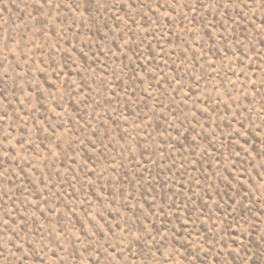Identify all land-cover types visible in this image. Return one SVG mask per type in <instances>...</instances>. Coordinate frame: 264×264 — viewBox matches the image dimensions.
Instances as JSON below:
<instances>
[{
  "label": "rangeland",
  "instance_id": "374dc122",
  "mask_svg": "<svg viewBox=\"0 0 264 264\" xmlns=\"http://www.w3.org/2000/svg\"><path fill=\"white\" fill-rule=\"evenodd\" d=\"M204 3L0 0V215L35 233L26 264H160L173 243L168 264H264V2ZM98 211L116 235L77 241ZM141 223L159 252L121 239ZM3 236L0 264H24Z\"/></svg>",
  "mask_w": 264,
  "mask_h": 264
},
{
  "label": "snow or ice",
  "instance_id": "6c2138e0",
  "mask_svg": "<svg viewBox=\"0 0 264 264\" xmlns=\"http://www.w3.org/2000/svg\"><path fill=\"white\" fill-rule=\"evenodd\" d=\"M60 2L65 3V0H60ZM102 2H103V0H95L96 4H101ZM252 2L261 3V2H264V0H239L240 5H242L245 8L249 7V5ZM192 3H193V7L190 8L189 11H195L198 8H204L205 7L204 0H192ZM236 3H237V0H208V6L209 7L214 6L215 9H219L221 11H223L225 8H228L229 6H232ZM39 6L41 8L46 7L49 10H51L52 6H53V0H39ZM65 6H68V5H65ZM71 6L76 8L77 10L79 9L78 4L71 5ZM183 6L188 7L187 4H185ZM56 7H60V3L56 4ZM132 7H135V3L132 4ZM236 15L240 16L243 19L245 14L241 11V12H237ZM105 26H107V25H105ZM224 39L225 38L222 36L221 40H224ZM245 39H247V37H245ZM56 75L60 76V75H63V73L57 72ZM25 83H27V81H25ZM14 86H15V83H14ZM35 91L39 92L40 90L37 88V89H35ZM67 91L69 92V94L71 93L72 88L70 85L67 88ZM37 102L38 103L40 102L39 96L37 97ZM17 103H21V102L17 101ZM5 115H0V119H4ZM177 135H180V133L177 132ZM8 136L11 137V133H8ZM17 143L20 144L21 147L24 146L23 140H20ZM192 147H195V145H192ZM0 153L3 154L2 156H0V163H6L7 158L11 157L14 159L16 156V153L14 151L12 153H9V150L7 149V147L0 148ZM21 171H23V169H21ZM0 175H3V173L0 172ZM13 186H15L14 183H13ZM219 207L220 206L218 205L217 209H216L217 211H219ZM241 207H243V204H241ZM225 211L227 212V209H225ZM16 215H19V213H16ZM262 215H264V213H262ZM208 218H211V217L209 216ZM21 219H23V217H21ZM232 219L235 221L236 217L233 216ZM188 220H191L190 215L188 217ZM188 220H186L184 222V225H181V227H184L187 224ZM77 224H80V227L78 229V231L80 232V235L76 237L77 241H80L82 239H86L89 241V244H91V243H93V240L91 239L93 236H98V237H100L101 240H104L105 236L103 235V233L105 231V228H107V232L112 233L113 236L116 235L115 232H113L112 227L107 224V221L105 220V216H104L103 211L96 212L95 217L92 219L88 218V213L86 212L84 221L83 222L77 221ZM84 224H87L90 227L85 228ZM125 224H127V222H125ZM24 225H25L24 227H21L20 224L17 222L15 216L12 215L11 213H5L4 215H0V240L4 239L3 234L5 232L9 233V236H8L9 240H12V238L15 237V240L11 243L12 246L8 250H9L10 254L14 257L17 256V254L12 251V248L14 247L15 249L20 250V253H22V255L17 257V259L20 261H23L24 264H26L25 258H28L29 253H35L36 247H35L34 242L32 240L28 239L29 235L34 236L35 233H29L27 231V221L26 220L24 221ZM116 227L121 228L122 231H124V229L122 228L121 225L118 224V225H116ZM229 227H230V225H229ZM237 227H242V226L237 224ZM133 231L137 232L138 234L135 236H132V238L130 240H128V244H130V245L135 244L136 246H139L141 243L149 244L150 241H153L157 245V247L155 248L156 252H159L161 250V248L164 247V243L166 241H164V240L158 241L156 239V236L151 235L150 232L147 230V227L142 223L136 224L135 228L128 226L127 231L124 232V236L121 239H127V237L131 236ZM225 231H227V229H225ZM21 233H23L24 235L22 236ZM65 233H66V230L61 228L60 229V235H63L65 237V240L68 243L72 244L73 248H75L76 247L75 243H73L72 240L67 235H65ZM159 234H160V230L158 229L157 235H159ZM173 234L176 237H180L182 235V232H181L180 228H176ZM49 236H51V233H49ZM190 236H191V234H189V239H190ZM42 239H48V237H44L42 235ZM261 239L264 240V236H262ZM15 241H19V243H16ZM53 242H54L53 239H48V244H52ZM105 242H107V241H105ZM205 244H207V241H205ZM239 246L241 248H245V255H247L248 251H250L244 245L243 240L241 241ZM3 247H4V245L0 244V248H3ZM56 247L62 248V245L60 243H57ZM119 247H120L119 242H116L114 245L113 244L108 245V248L111 249L113 254L116 252L117 249H119ZM149 247H151V244H149ZM172 247H173V250L168 253L167 257H164V259L160 262V264H168V258L169 257H172L174 255L179 254L175 250L176 249L175 243H173ZM93 250L97 251V256H99V251L97 249H93ZM105 250H107V249H105ZM120 250L124 251L125 249H120ZM127 250L130 251V249H127ZM40 251L46 253L48 251L47 245H42L40 248ZM262 252H264V249H262ZM72 254H74V253H72ZM190 255H192V253H190ZM0 256H4L3 251H0ZM53 256H56L55 252H53ZM195 258L200 259L199 253L195 254ZM57 259H60V257H57ZM117 259H119V258L117 257ZM41 264H43L42 259H41ZM253 264H255V260H253Z\"/></svg>",
  "mask_w": 264,
  "mask_h": 264
}]
</instances>
